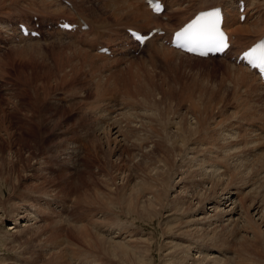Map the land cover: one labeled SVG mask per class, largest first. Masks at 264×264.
I'll return each mask as SVG.
<instances>
[{"label": "rangeland", "instance_id": "1", "mask_svg": "<svg viewBox=\"0 0 264 264\" xmlns=\"http://www.w3.org/2000/svg\"><path fill=\"white\" fill-rule=\"evenodd\" d=\"M90 7L91 5L86 4L84 8ZM96 11L98 14L94 12L96 17L92 16L93 12L88 11V15L90 14L89 16L93 20L95 17L94 21H103L105 24L113 23L111 16H108L104 21L101 11ZM173 18L172 23L179 19V15L175 14ZM42 32V39L34 44L31 42L19 43L16 39L10 41L7 33L1 32L0 34V41L4 42L0 44V264H181L183 260H189L188 254H186L188 250L190 257L196 260L195 262L205 259L204 253L205 255L212 253V256L216 257L215 259L218 258L219 261L231 257L237 260L236 257H241L238 255L240 253L244 264H264V241L260 240L255 243L251 233V236L249 234L248 237H251L249 242L252 246L246 245L241 236L233 234V227L227 221L229 218H226L223 225L220 226L219 231L222 234L216 229L212 230L213 226L207 228V225L213 222V219L208 217L209 214L213 215L211 203L197 205L195 202L194 205H183L182 208L181 205H176V202L183 198L188 190L193 192L195 185L197 183L200 185V181L197 182L199 170L190 173V176H186L184 172H178L177 166L172 168L176 170L169 171L171 175L168 170L165 171L169 179L171 176L173 178L170 180L172 183H170V191L164 196L168 204L163 208L158 207L156 213L148 212L147 216L149 215V217L144 215L145 220L137 219L136 222L134 220L131 222L135 217L126 218L121 215V212L129 208V185L137 182V178L143 177L142 172H149L147 165L152 163L149 165L151 167V165L157 164V153L160 152V149L148 148L149 152L147 151L146 154L143 153L144 156H141L142 153L137 148L131 150L128 149L127 144L123 143L121 146L115 144V136L110 138L112 142L110 141L111 143L108 144L109 142L103 139L102 132L106 125L115 122L114 119H109L120 117V114L131 118L132 116L128 114L132 112L133 115L134 111L127 112L128 108L125 110L118 108L119 110H115L116 113L113 110L111 114L112 107H106L109 99L104 100L105 102L98 100V98L106 97L105 91L113 90L117 86L130 87L131 89L132 80L139 82L141 75L145 82H148V78L154 80L156 85L151 86L149 92L153 93L157 99H161V86L167 82L171 88L172 98L160 106L161 112L179 113L181 117L183 114L187 122L189 121L188 123H193L195 116L186 117V107L190 103L185 105L180 100L188 95L193 98L194 103L201 106L204 111L202 117L205 115L209 117L211 126L215 124L214 127L216 126L218 133L220 131L221 135L224 133V136L227 137L233 131L239 130L237 133L243 134L249 133L246 127L253 129L249 122L247 126L245 125L246 121L240 122L241 117L246 120L253 118L256 120V124L264 122L263 120L259 121V117L264 116V113L259 112L264 111V97L261 100H254L253 107H244L242 106L243 102L239 103L238 107L237 98L229 85L230 79L227 73L229 70L226 68L228 65L219 59L204 61L190 59L183 55L166 52L155 53L149 47L140 52L130 51L125 55L118 54L119 57L126 56V58L121 57L120 60L114 61L115 63H104L100 59H95L100 63H97V67H93L88 64L84 52L81 50L76 52L72 47L66 45L70 41L68 36L59 35L55 31L45 30V28ZM59 39L63 44L59 42ZM109 41L112 40L109 39ZM110 43L107 42L108 47ZM75 46L79 48V45ZM88 48L82 49L88 50L92 54L89 46ZM61 60L65 62L63 63ZM163 86L166 88L167 85ZM113 94H115L113 97H118L116 94L119 95V98L123 96V93L119 91H115ZM34 101L37 102L35 109H32L30 104ZM135 101L127 99V103L134 105L135 112L139 114L138 118H144L140 112L143 111L139 105L141 101L139 100V103L136 99ZM160 101L162 102V100ZM173 105L176 106V109ZM95 107L96 109H92ZM129 108L131 109V107ZM239 108L241 109L239 110ZM104 109L106 111H103ZM154 113L156 114V111ZM222 117L224 120L227 119L226 122ZM138 118L137 120H139ZM216 120L220 123L216 124ZM228 120H231L229 122L232 124H229ZM39 122L42 124L41 143L38 141L37 135L33 136L36 131L33 128L29 129L30 126L34 127ZM118 123L120 122H115L114 125ZM134 126L139 127V125ZM214 127L212 126V129ZM258 127H261L258 128L259 133L260 130H263V124H259ZM129 130L123 129L122 133L127 132L126 135L130 137L132 131ZM258 133H254V140H248L250 144L247 147L250 149H245L243 154L238 151L237 154L234 152L235 150L234 153L232 152L238 157V165L241 169H247L245 177L247 178L249 174H252L253 178L255 176L254 179L250 176L251 180L249 177L247 178L249 180L248 187L241 183L240 186L237 185L234 188L236 194L233 198L236 201L241 197H246L243 194L249 191L253 192L250 198L247 197L248 200H251V197L255 198L254 196L259 193L263 195L264 192V185H262L264 184V133L260 132L263 136L262 140L255 136ZM134 136H139L138 132ZM120 140L121 138H119ZM114 144L115 149H113ZM260 145L262 147L258 148ZM243 146L246 145L243 144ZM151 159L154 160L151 161ZM124 160L126 161L124 162ZM122 161L123 163H120ZM229 177L226 176V178ZM189 178L192 179L190 184ZM184 181L186 187L183 185ZM238 184L240 183L238 182ZM171 185L175 189L171 188ZM178 186L180 187L179 193L176 192ZM254 188L258 194L254 192ZM261 194L257 197L261 198ZM103 196H106L111 204L108 203L107 206L102 207V204L105 205V203L99 201ZM216 199L221 201L217 196ZM32 205L35 208L29 207ZM227 206H221V208ZM229 208L225 211H231L233 208L237 210V213L232 214L230 219L233 223L239 219L240 209L233 206L232 209L231 206ZM23 209L30 210L29 215L31 210L36 211L35 214L30 215L32 220L28 223L18 224L17 231L8 233L7 230L14 227V220L20 216L17 214ZM255 218L259 223V215ZM219 220L223 222V218ZM20 221L18 220V222ZM102 223L103 225H100ZM84 226L89 240L91 238L92 241H95L97 239L95 234L103 233L99 235L107 238L105 245H108L109 249L114 248L111 246L115 242L126 244L128 240L130 244V239L134 241L137 234L142 238L138 253L142 252V249H145L148 244L150 254L144 257L137 253L134 255V257L136 256L135 260L132 257L126 260L122 257V253L118 254L121 252L120 250H114V257H112L104 250L101 252L99 248L89 247L84 239H81L78 232L81 233V228ZM229 227L233 230L232 232L228 231ZM95 229L97 233L94 231ZM197 229H200V232ZM206 229H211L209 232L211 238L214 236L211 231L214 233L217 231L222 237L218 239L219 234L215 233L217 236L214 238L218 237L214 240L218 246L216 251L208 250L210 241L206 237L208 233ZM229 232L233 234L232 237L230 234L228 235ZM243 237L247 236L244 234ZM238 239L239 241H237ZM108 240L110 242L112 240V245ZM200 240L201 242H199ZM168 242L173 247L168 248ZM237 242H242L243 245ZM197 244L204 249L199 251L195 249ZM101 245L104 246V243L99 246ZM232 246L234 248L241 247V249L238 248L241 252ZM181 248L186 249L182 256L179 253ZM115 251L119 256L115 254ZM192 262L190 261L189 264ZM211 262L207 263L214 264L213 259Z\"/></svg>", "mask_w": 264, "mask_h": 264}, {"label": "bare ground", "instance_id": "2", "mask_svg": "<svg viewBox=\"0 0 264 264\" xmlns=\"http://www.w3.org/2000/svg\"><path fill=\"white\" fill-rule=\"evenodd\" d=\"M68 1L72 3L73 7L85 19V21L87 22V24L89 26V30L86 31V33L82 34V35L86 36V38H84V40H80L81 43L77 42V41H68V43L66 42L67 44L66 43L65 44L72 47L74 49V51H76V52L78 50H81L82 52H84L86 55L88 64L93 66V67H97V63H100V62L96 61L95 59H97V60L100 59V60H102L101 62H104V63H106V62L115 63L114 61L120 60L121 57L126 58V56L125 57H123V56L119 57V55H116L115 56L116 58L107 59L105 55H98L96 53L91 54L88 50H83L82 47L78 44V43H80V44L84 45L87 43V44H89L90 50L92 51L93 45H99L98 43L94 44V42H96L97 38H100L103 40L102 33H103V31H105L106 28H107L106 31L108 30L107 31V37L109 36V38L106 37L107 39L105 40V42H111L109 47L111 48L112 52L114 53L115 48H117V46H120V45H118V43H116L118 40V36L123 34V32H125L124 34L126 36V30L127 29H134V30L142 31L145 34H147L151 30H153L154 28L161 27L163 30L166 31V33H170L173 30H175L176 28L180 27L187 20H189L196 11L205 10V9L212 8L215 6H221L224 10L225 15H227V17H228L227 22H226L227 29H228L229 34L234 36V44L237 47H239V48L247 47L250 44H252L256 39L260 38L264 34V0H169V1L166 0L169 4L165 2L166 9L161 15H153L147 9V7L144 3V0H68ZM238 1H245L246 2V9L244 12L246 17H245V20L243 22L238 21V15L235 11V5ZM86 4L91 5V7L88 9L84 8ZM96 10L101 11L100 13L103 14V16H101V17L104 21H105V19H107L108 16L109 17L111 16L113 18V20H112L113 23H106L107 24L106 25L103 21L102 22H98V20L94 21V20H96L95 19L96 15L94 13V12H96V14H97ZM88 11H91L94 13V15H92V16H95L94 20L89 16L90 14L88 15V13H89ZM18 13H20V14L22 13L24 15L22 17L23 21H27L26 17L28 15H35V16L38 15L41 19L43 17H46V16H55V15H63V16L71 17V14L66 7H64L60 3L54 2L53 0H1V3H0V30L5 31V24L13 23L14 20L18 17V15L21 16ZM175 14L179 15V19L177 21L175 20L176 22L172 23V20H174L173 16ZM98 17L100 18V16H98ZM163 18H166V21H162ZM19 19H21V18H19ZM103 24H105V25H103ZM9 31H14V30L9 29ZM8 35H10V34H8ZM87 36H90V37L88 38ZM122 36H124V35H122ZM17 37L19 39H21L20 42H22V41L34 42L33 40L22 39L19 35ZM109 39L112 41H109ZM160 39H161V37H156V36L153 37L151 40H149L146 43L145 47L151 45L150 47L153 49V51L155 53L166 52L169 54L183 55L184 57L190 58V59H196V60H202V61L209 60V59H200V58L184 55L177 50H174V49H171V48H168V47L162 45L161 43H159V45L154 44V43L158 42ZM59 42H61L60 39H59ZM32 44H34V43H32ZM75 45H79V48H78V46L76 47ZM124 55H125V53H124ZM221 62L228 65L227 67L226 66L225 67L229 70V72H227L229 75V79H230L229 85H230V89H232L235 97L237 98V101H238L237 106L238 107H239V103H242V102H243L242 106H244V107H253L254 100H261L262 97H264V83L260 82L253 72L248 71L247 69L241 67L240 65H237V66L234 65V64H236L235 62H234V64L233 63L230 64V63L222 61V60H221ZM60 66H61V64H60ZM68 66H69V64H68ZM63 67H65V66L63 65ZM73 68H75V67H73ZM60 71H62V70H60ZM142 78L143 77L141 75L139 82L132 80L131 89H130V87L125 88V86H122V88H121V86H117V87L113 88V90L105 91V94H106L105 98L104 97L98 98V100H100V101L102 100L103 102H105L104 100L107 101V99H109L107 101L108 105H106V107L107 108L112 107L111 108L112 110L110 111L111 114H112L113 110H114V113H116L115 110H117L118 108H121L123 110L128 108L127 112H130L131 110L134 111L133 115H132V112H130L128 114V115L132 116L131 118H129L125 114L119 113L121 116L119 114H118V116H120L121 118L120 117H112L111 119H109V120L114 119L115 122H120L116 125H114L115 122L112 124H108V125L105 124L106 126L104 127L102 133L104 136L103 139H106L107 142H109L108 144H110L112 142L110 138L115 136L116 137L115 138V140H116L115 144H118L120 146L123 143L127 144L128 149H131V150H133L132 148H134V149L137 148L140 150V153H142L141 156H144L143 153L146 154V152L148 151V148H152V150L160 149V152L157 153L158 154L157 164L153 163L156 165H154V166L151 165V167L149 165L152 163L147 165L146 167L148 168L149 172H142L143 177L137 178V182H135L133 185H132V183L129 185V189H130L129 195H128L129 208L124 210L120 214L126 218L135 217V218H132L131 222L133 220H134V222H136L137 219L145 220L144 215L147 216L148 212L150 214L156 213L158 207L163 208L166 204H168V202H166V200L164 199V196L170 191V183H171L170 180L173 178L171 176V179H169V177L167 176V173L165 171L168 170V173H169V171L173 170L172 169L173 167L177 166L178 172H184V173H186V176H190L189 175L190 173L199 170L200 174L198 175L197 182L200 181V185H199V183H197L195 185V190L193 192H190V190H188L185 193V196L183 198H180L176 202V205H181V208H182L183 205H191V204L194 205L195 202L197 203V205L198 204L201 205V204L206 203V202L211 203V205L213 207V210L211 212L213 213V215L209 214L208 217L210 219H213V222L208 224L207 228H211L213 226L212 230L216 229L217 231H219L220 226L223 225L225 219L229 218V219H227L228 223L230 224L231 227H233V230L235 231V229H236V231L234 232L231 229V227H229L230 229L228 231H231V232L233 231V234H235L236 236H238V235L241 236L242 239L244 240V242L246 243V245L252 246L249 242L251 237H248L249 234L251 236V233L253 235L252 237H253V241L255 243L260 242V240L264 241V230H263V225H262V222H264V198H262V197H264V192H263V195L261 193H259V194H261L262 197L260 196L261 198H258L257 196H259V194L257 192H255L256 190L254 188V192L258 195L257 196L253 195L255 198L251 197V200H248L247 197L249 196V198H250V196H252L251 193L253 191H251V192L249 191L247 193L243 192L244 194L243 193L242 194L246 197H241V199H240L241 201L238 200L240 202L236 201L235 198H233L234 195L236 194L234 188H236L237 185L240 186L241 183L245 187H248L249 186L248 185L249 180H247V178L249 177V179H250V176L252 175V174L251 175L249 174V176L247 178L245 177L247 169H245V170L241 169V167L238 165L239 159L237 156H235L236 154L234 155L233 153L234 152L237 153V151H238V152H241V154H243L245 149L248 148L247 146L250 144V142H248V140H250V139L254 140L253 139L254 133H258L259 124H263V130H260V132L264 133V122H259L256 124V122H255L256 120L253 118H247V120H246V118L241 117L242 120L240 119V122L246 121V123H245L246 126L249 123L252 124L253 129L252 128L248 129L246 127V130L249 133H243V134H241L240 132L237 133L239 130L237 132L233 131L227 136L229 138H227L226 136H224V133H223V135L220 134V131L218 133L217 128H215L216 126L214 127L215 124L214 125L212 124V126L214 127V129H212V126H211L209 119H208L209 117H207L206 115H205V117H202V113H204V111L202 110L201 106L194 103L193 98L188 97V95H187V97H184L183 100L182 99H180V100L182 103H185V105L187 103H190L189 106L186 107V110H187L186 117H188L190 115L195 116L193 119L194 120L193 123H188L189 121L187 122V120L183 114L181 117V114H179V113L171 114L170 112H161L160 106H162L166 102H169L170 99L172 98L171 88L169 87L167 82H164L161 86L160 98L161 97L162 98L157 99L153 93L149 92L150 87L153 85H156V84H154L155 83L154 80L151 78H148V80H147L148 82H145ZM144 83H146V84H144ZM163 85H167V86H165L166 88H164ZM155 87H157V86H155ZM200 90H201V88H200ZM115 91H119L120 93H123L122 98H121V96L119 98L118 94H116L118 97H113V95H115V94H113V92H115ZM40 92H41V90H40ZM189 95H190V92H189ZM127 99H130L133 102L136 99L137 103H139L138 102L139 100L141 101V103H139V105H141V107L143 108V111H140V112L142 113V115H144V118L143 117L140 119L138 118L137 115H139V114H137V112H135L136 110L134 109V105L127 103ZM160 100H162V102ZM36 102L34 101L30 104L32 109H35ZM135 103H136V101H135ZM211 104H212V102H211ZM103 105H104V103H103ZM103 105H101L102 108H104V106H105V105L104 106ZM225 105H227V104H225ZM173 106H175V105H173ZM129 107H131V109ZM178 107L180 110H182L180 108V105H178ZM151 108H152V110H151ZM224 108H225V106H224ZM92 109H96V107L92 108ZM175 109H176V106H175ZM240 109L241 108H239V110ZM103 111H106V110L104 109ZM155 111H156V114L154 113ZM93 112H94V110H93ZM173 112H175V111H173ZM259 112H262L261 114L264 113L263 110L259 111ZM231 116H233L232 113H231ZM224 117H222L223 120H224ZM137 118L139 120H137ZM176 119H179V120H176ZM230 119H232V118H230ZM233 119H235V117ZM220 120H221V116H220ZM226 120L227 119H225L224 121L226 122ZM261 120L264 121V116H262V118L259 117V121H261ZM229 121H231V120H228V122ZM217 122L218 121L216 120V124H217ZM235 122H236V119H235ZM211 123H212V121H211ZM218 123H220V122H218ZM230 123L231 122H229V124ZM118 125H119V127H117ZM134 125H139V127L136 126L137 127L136 128ZM221 125H220V127H221ZM41 127H42V124H40V122H39L36 126H34V127L30 126V128H29V129L33 128L36 131V132H34V133L32 132V133H33V136L37 135V137H38L37 139L40 143H41V137H42V134L40 131ZM222 127H221V129L224 130V128H222ZM123 129H126V130L130 129L129 131H132V136L130 135V137H129L128 135H126L127 132L122 133ZM140 130H142V131H140ZM137 132H138L139 136H134L135 133H137ZM260 132L255 136L256 137L258 136L259 140H262L261 137H263V136L261 135ZM119 138H121L120 141H119ZM252 140H251V142H252ZM122 141H124V142H122ZM115 144L113 146V149H115L114 148ZM243 144H245L246 146H243ZM117 146H116V148H117ZM120 146H119V148H120ZM255 147H258V146H255ZM261 147L262 146L260 145L258 148H261ZM119 148H118V150H119ZM240 149H242V150L240 151ZM248 149H250V148H248ZM12 157H14V156H12ZM136 158H137V156H136ZM145 159H147V158H145ZM153 160L151 159V161H153ZM125 161L126 160H124V162ZM36 163H38V162H36ZM120 163H123V161ZM255 163H256V161H255ZM255 169H257V168H255ZM174 170H176V169H174ZM251 172H249V173H251ZM253 172H254V170H253ZM169 175H171V174L169 173ZM226 176L227 177L230 176V177L226 178ZM254 178H255V176H254ZM7 180H5V181H7ZM188 180H189V184H190L192 179L189 178ZM174 181H175V179H174ZM238 182L240 184H238ZM184 183H185V181L183 182V185H184ZM173 184L175 185V182H173ZM262 185H264V184H262ZM184 186L186 187V185H184ZM255 186H256V183H255ZM251 187H252V185H251ZM171 188H173V186ZM173 189H175V187ZM259 189H257V190L259 191ZM251 190H253V189H251ZM261 191H263V190L261 189ZM176 192L177 193L180 192L179 186L177 187ZM216 196L221 199L220 202L218 199H216ZM99 202L105 203V205L102 204V207L107 206L108 203L111 204V202H109V200L106 198V196H103ZM226 204H229V205L227 206ZM221 206H227V207L221 208ZM230 206H231V209H232V206L240 209L239 210L240 211L239 212V214H240L239 219H237L236 221H233V223L230 221V219L233 216L232 214L237 213L236 212L237 210L235 208H233L231 211H225ZM29 207L32 209L35 208V206H33V205L29 206ZM175 209H176V206H175ZM29 211L30 210L23 209V211H21L17 214V216L18 215H20V216L14 220L15 225L13 228L10 227L7 230L8 233H11L12 231H17L16 227L18 224H21L22 222L28 223L32 220L30 218V215L35 214L36 211L31 210L32 212L30 213V215H29ZM103 214H104V212H103ZM258 215H259L258 220H260L262 222L259 221V223H258V221L256 220L255 217H257ZM139 217H141V218H139ZM147 217H149V215ZM220 218H223V222L219 220ZM18 220L19 221L21 220V221L18 222ZM228 223H227V227H228ZM100 225H103V223ZM25 226H27V225L25 224ZM210 230L211 229H206V231H208V233L206 234V237L210 241V246H208L207 244L206 245L208 246L209 251H216V248L218 246H216L214 240L218 237L214 238V236H217L219 233L216 231L217 233L216 232L215 233L217 235H215V233L213 231H211V234L212 235L214 234V236L211 235L212 236V238H211L209 235ZM81 231H82L81 233L78 232V235L81 237V239L82 238L84 239V242L86 244H88L89 247L91 246V247L96 248V249L99 248V249H101L100 250L101 252L104 250L108 255L109 254L112 255V257H114V250H117V251L120 250L121 252L118 254L122 253V257L125 258L126 260L130 259L131 257H132V259H134L136 257V256L134 257V255H137L138 249H139V243L142 240V238H140L136 234V236H135L136 238H134L135 239L134 241H132V239H130V241H131L130 244L128 243V240H127L126 244L115 242L113 244V246H111V248H113V247L114 248L109 249L108 245H105V242L107 243V241H105L107 238L101 237L102 235L101 236L99 235V234H103V233H99L98 235L95 234V236H97L96 237L97 241L95 240L96 241L95 242V241H92L91 238L89 240V237L86 235V227L85 226H84V228H81ZM94 231L96 232V229ZM197 231L200 232V229H197ZM228 231H226V232H228ZM236 232H238V233H236ZM220 234H222V232H220ZM220 234H219L218 239H220V237H221ZM229 234H230V232L228 233V235ZM233 234H230V236ZM244 234L247 236L246 238L243 237ZM226 239L228 241V238H226ZM243 240H240V241H243ZM98 241H100V242H98ZM237 241H239V239ZM97 242L100 244L104 243V246L105 247L107 246V247L103 248L104 246L103 245H101L102 247L99 246L100 244H98ZM111 242H112V240H111ZM111 242H110V244L112 245ZM199 242H201V240ZM232 243H233V241H232ZM237 243H239V242H237ZM240 243H241V245H243L242 242H240ZM167 244H168L167 245L168 248L173 247V245L170 244L169 242ZM228 245H230V244H228ZM189 246H191V245H189ZM254 246H257V245H254ZM222 247H225V246H222ZM232 247L234 248V246H232ZM238 248L241 249V247H237V248L235 247L234 249L238 250ZM195 249H197L199 251V250L204 249V248L201 245L197 244V246H195ZM238 251H240V250H238ZM185 252H186V249L181 248V252H179V253L182 256L183 253H185ZM189 252H190L189 250L186 252V254H188L189 260L185 259L181 262V264H189L190 261H193L192 264H202L204 262L206 264H211L212 259H213L214 264H244L243 263V257L240 253L238 255H240L241 257L235 256L237 260H235V258L231 257V258H227V259L225 258L226 260L221 259V261H219L218 258L215 259L216 257L212 256L213 255L212 253H209L206 255L204 253L205 259L198 260L197 262H195L196 260L194 258L190 257ZM248 253H250V252L248 251ZM115 254H117L116 251H115ZM118 254H117V256H119ZM138 254H139V256H143V255H144V257L148 256L150 254L149 245L147 244L146 248L142 249V252H140ZM120 257H121V255H120ZM208 257H210V258L207 259ZM134 260H133V262H135ZM136 260H137V258H136ZM207 262H211V263H207Z\"/></svg>", "mask_w": 264, "mask_h": 264}, {"label": "snow or ice", "instance_id": "3", "mask_svg": "<svg viewBox=\"0 0 264 264\" xmlns=\"http://www.w3.org/2000/svg\"><path fill=\"white\" fill-rule=\"evenodd\" d=\"M201 21L200 26L195 31H184L177 34L179 38L186 40V44L180 46L187 47L189 51H194L200 47L216 49L217 51L226 49L228 47L227 36L218 27V14H203ZM64 27L67 28L69 25L66 24ZM136 38L143 42L145 36L138 35ZM244 58L254 67L264 70V43L247 51L244 54Z\"/></svg>", "mask_w": 264, "mask_h": 264}]
</instances>
